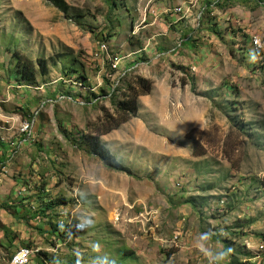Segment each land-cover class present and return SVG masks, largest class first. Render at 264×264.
I'll use <instances>...</instances> for the list:
<instances>
[{
	"label": "rangeland",
	"instance_id": "rangeland-1",
	"mask_svg": "<svg viewBox=\"0 0 264 264\" xmlns=\"http://www.w3.org/2000/svg\"><path fill=\"white\" fill-rule=\"evenodd\" d=\"M136 78L152 113L100 136L130 177L82 138ZM24 247L28 264H264V0H0V264Z\"/></svg>",
	"mask_w": 264,
	"mask_h": 264
},
{
	"label": "trees",
	"instance_id": "trees-1",
	"mask_svg": "<svg viewBox=\"0 0 264 264\" xmlns=\"http://www.w3.org/2000/svg\"><path fill=\"white\" fill-rule=\"evenodd\" d=\"M17 65H21V61L29 63L30 61L23 56H16ZM186 71V70H184ZM136 84L138 88H130L128 87V95L124 100L120 102L112 101V105L116 107L117 113L120 115L118 120H113L112 116L107 113L104 116V123L110 124L106 126L102 131H98V133L94 135L83 136L82 141L88 147L92 155L99 159V161L108 169L116 172H121L126 174L127 176L133 177L130 170L120 164L107 150V148L102 144L100 140V136L109 133L110 131L116 130L120 125L126 123L131 118L136 117L138 111V98L141 96H146L150 93L152 83L149 80L144 78H136ZM181 86H185V82L181 80ZM195 88L193 85L191 86V91L193 92ZM193 156H201L203 154L202 151L196 152L195 147H198V142L193 140L192 142ZM63 233V231H62ZM64 234V233H63Z\"/></svg>",
	"mask_w": 264,
	"mask_h": 264
},
{
	"label": "crops",
	"instance_id": "crops-1",
	"mask_svg": "<svg viewBox=\"0 0 264 264\" xmlns=\"http://www.w3.org/2000/svg\"><path fill=\"white\" fill-rule=\"evenodd\" d=\"M146 16L145 15H143L141 18H140V20L142 21H146ZM174 19V18H173ZM174 21V20H173ZM188 23V22H187ZM151 24H148V25H146V26H150ZM142 31V30H141ZM138 34V32L137 31H133L132 32V34L131 35H133V36H135V35H137ZM155 37H157L156 36V34H155V36H151V38L149 39V41H147V42H145L144 44H143V46L141 47V49H136V51L137 52H139V53H143V55H145V56H147V54H150V52H152V46H153V43H151V41H153V40H155ZM183 41H185V43L184 44H186L187 45V47H189L188 45V43H189V41H190V39H189V37L187 36ZM147 43V44H146ZM157 42H155L154 44H156ZM128 45V43H127V41H125V43L123 44V47H125V46H127ZM167 51H169V50H167ZM166 51V52H167ZM162 53V52H161ZM163 53H165V52H163ZM157 57V56H156ZM171 58V60L173 59L172 57H170ZM152 59H154V58H152ZM147 69V68H146ZM146 69H144V71L141 69V71H139V72H141V73H146L147 72V70ZM195 71V70H194ZM154 84H153V82H152V89H151V91H150V94L152 95L153 94V92H154ZM155 93V92H154ZM150 95V96H151ZM149 97V95H146V96H141L140 98H139V108H138V111H137V114L140 112L139 110L140 109H146L148 112L147 113H152L151 112V107H152V104H149V105H147L146 103V99ZM147 105V106H146ZM137 114H136V117H137ZM135 117V118H136ZM135 118H132V119H130L129 121H127L126 123H124L123 125H127V124H129V123H132L134 120H135ZM4 228L7 230V234L8 235H10L9 233H11V232H19V233H21L22 232V230H20L19 228H18V225H16V226H14V224H12L11 222H6V226H4ZM29 239V238H28ZM22 240V235H20V237L18 238V237H15L14 238V240L12 241V246H16V244L17 243H19V241H21ZM7 241H11V239H9L8 238V240ZM10 244V245H11Z\"/></svg>",
	"mask_w": 264,
	"mask_h": 264
},
{
	"label": "bare ground",
	"instance_id": "bare-ground-1",
	"mask_svg": "<svg viewBox=\"0 0 264 264\" xmlns=\"http://www.w3.org/2000/svg\"><path fill=\"white\" fill-rule=\"evenodd\" d=\"M251 45L254 48V50H257V49L261 48V44H260L259 40H257V39H254L252 41ZM100 48H101L102 51L103 50L107 51L106 45H101ZM119 62H120L119 59L118 60H114L113 62H111L110 69L111 70L115 69ZM25 129H28V125H25L23 127V129H22L23 133H25ZM31 253H32V251L29 248H27V247L20 248V249H18V251L14 255L11 256L10 263L16 261L17 258H19L23 254H31ZM24 264H28V262H24Z\"/></svg>",
	"mask_w": 264,
	"mask_h": 264
},
{
	"label": "clouds",
	"instance_id": "clouds-1",
	"mask_svg": "<svg viewBox=\"0 0 264 264\" xmlns=\"http://www.w3.org/2000/svg\"><path fill=\"white\" fill-rule=\"evenodd\" d=\"M251 59H254L255 57L252 56L250 57ZM207 233H204L201 235V240H204L207 238ZM201 250L202 251H206L204 248H203V245H201ZM226 255V253L224 251H219L216 253L214 259H223V257ZM97 259V257L95 258ZM101 264H114V261H108L106 257H104L102 260H101Z\"/></svg>",
	"mask_w": 264,
	"mask_h": 264
},
{
	"label": "built area",
	"instance_id": "built-area-1",
	"mask_svg": "<svg viewBox=\"0 0 264 264\" xmlns=\"http://www.w3.org/2000/svg\"><path fill=\"white\" fill-rule=\"evenodd\" d=\"M174 53H177V52H174ZM29 130L30 129H25V133L29 134L30 133ZM31 256H32V253L31 254H23L19 258H17L16 261L11 262L10 264H24V262H29Z\"/></svg>",
	"mask_w": 264,
	"mask_h": 264
}]
</instances>
